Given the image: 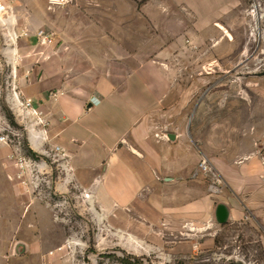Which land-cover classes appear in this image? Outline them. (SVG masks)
Returning <instances> with one entry per match:
<instances>
[{"label": "rangeland", "instance_id": "374dc122", "mask_svg": "<svg viewBox=\"0 0 264 264\" xmlns=\"http://www.w3.org/2000/svg\"><path fill=\"white\" fill-rule=\"evenodd\" d=\"M0 1V126L14 139L0 146V250L9 257L0 264H264V189L242 204L223 180L212 190L198 164L193 186L170 185L153 170L156 182L141 183L142 158L129 156L140 141L129 135L121 160L141 187L117 203L111 170L123 184L132 174L112 167L113 150L75 155L52 142L16 104L22 64L9 58L25 16L55 40L67 26L99 33L113 56L102 66L118 82L133 74L135 91L148 71L151 153L168 133L188 134L200 157L207 151L228 166L254 157L264 170V0ZM29 245L48 251L42 262Z\"/></svg>", "mask_w": 264, "mask_h": 264}, {"label": "crops", "instance_id": "0c3cea01", "mask_svg": "<svg viewBox=\"0 0 264 264\" xmlns=\"http://www.w3.org/2000/svg\"><path fill=\"white\" fill-rule=\"evenodd\" d=\"M25 19L15 28L14 46L9 49L12 62L22 64L16 71L15 83L19 91L41 110L42 117L47 121V137L52 142L77 152L75 155L87 149L92 150L93 156L101 157L106 155V151L113 150L115 158L112 159V167L118 169L117 173L126 171L132 174V180L126 179L123 184L111 170L110 183L117 203L132 201L136 194L133 189L141 187L134 181L129 163L121 160L125 153L123 148L119 149V142L123 143L125 139L127 143L134 142L130 141L132 138L140 141L141 152L137 150V154L131 152L129 156L136 158L140 155L142 158L141 183L156 182L153 170L158 177L163 175L164 181L170 185L193 186L189 178L197 172L194 167L204 157L213 164L236 200L247 204L251 202L248 199L254 197V202H258L257 193L264 189V170L254 157L235 166L226 165L224 158L219 159L207 151L200 157L192 137L187 134L188 140H184L180 133H174L177 135L175 140L163 137L158 141L157 149L152 146L153 151L150 152V143L146 141L150 131L148 71L141 70V83L136 84L135 91L132 88L135 86L133 74H129L124 82H118L106 65V68L102 66L103 62L113 57L109 50L102 47L107 38L99 33L96 36L76 35L67 26L62 27L60 38L55 40L49 29L36 31L30 16H25ZM97 26L95 22L94 27ZM47 27H50L49 24ZM41 31L46 38L39 36ZM87 59L93 62L92 66H84L83 61ZM193 137L199 139L198 134H193ZM132 149L135 150L134 147ZM189 204L195 206L197 202ZM27 250L28 256L36 255L41 262L48 252L38 247L33 250L30 245ZM0 259L9 263L6 248L0 250Z\"/></svg>", "mask_w": 264, "mask_h": 264}, {"label": "built area", "instance_id": "2783aa9c", "mask_svg": "<svg viewBox=\"0 0 264 264\" xmlns=\"http://www.w3.org/2000/svg\"><path fill=\"white\" fill-rule=\"evenodd\" d=\"M1 6L2 3L0 1ZM39 36H43L46 38L45 35H43L42 31L39 32ZM50 41V40H49ZM16 104L19 105L20 110L22 109V112L26 115H33L36 118V122L38 124H42L43 126H47V122H45L44 118L42 117V112L38 108L34 106L33 100L30 98L23 97L22 93L20 91L16 92ZM6 131V132H5ZM46 132V131H45ZM14 143V139L11 138L9 132H7L6 127L0 126V144H5L9 147L14 146L12 145ZM60 149V148H59ZM15 155V153H14ZM16 166L20 168V170H23L28 166V162L22 158L20 155L17 156ZM198 170L200 173L208 174L211 178V189L215 192L219 191V185L221 184L222 178L219 176L218 172L216 171L213 164L207 159L202 158L198 164ZM21 175V173L19 174Z\"/></svg>", "mask_w": 264, "mask_h": 264}, {"label": "water", "instance_id": "95a60500", "mask_svg": "<svg viewBox=\"0 0 264 264\" xmlns=\"http://www.w3.org/2000/svg\"><path fill=\"white\" fill-rule=\"evenodd\" d=\"M167 137H168L170 140H175L176 137H177V135L174 134V133H168V134H167ZM219 214H220V216H223V215H222V212H220V211H219Z\"/></svg>", "mask_w": 264, "mask_h": 264}, {"label": "bare ground", "instance_id": "6f19581e", "mask_svg": "<svg viewBox=\"0 0 264 264\" xmlns=\"http://www.w3.org/2000/svg\"><path fill=\"white\" fill-rule=\"evenodd\" d=\"M3 10V8H2V6H1V4H0V11H2ZM87 197H90V194H87L86 195Z\"/></svg>", "mask_w": 264, "mask_h": 264}, {"label": "flooded vegetation", "instance_id": "af4514ba", "mask_svg": "<svg viewBox=\"0 0 264 264\" xmlns=\"http://www.w3.org/2000/svg\"><path fill=\"white\" fill-rule=\"evenodd\" d=\"M219 211H220V212H222V211H223V209H222V208H219Z\"/></svg>", "mask_w": 264, "mask_h": 264}, {"label": "trees", "instance_id": "16d2710c", "mask_svg": "<svg viewBox=\"0 0 264 264\" xmlns=\"http://www.w3.org/2000/svg\"><path fill=\"white\" fill-rule=\"evenodd\" d=\"M219 207H220V208H222V209L224 208V206H222V205H221V206H219Z\"/></svg>", "mask_w": 264, "mask_h": 264}]
</instances>
